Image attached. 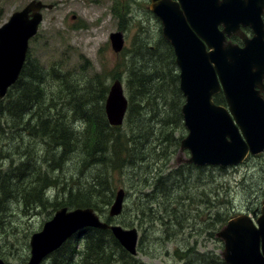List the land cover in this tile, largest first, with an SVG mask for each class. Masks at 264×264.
Instances as JSON below:
<instances>
[{"label": "rangeland", "instance_id": "1", "mask_svg": "<svg viewBox=\"0 0 264 264\" xmlns=\"http://www.w3.org/2000/svg\"><path fill=\"white\" fill-rule=\"evenodd\" d=\"M29 1L0 0V25ZM40 1L53 6L41 11L42 21L29 40L26 56L30 62L28 68L35 65L40 73L27 70L32 76L21 77L0 99V171L8 172L0 183L13 194L9 201H0V259L4 264H26L30 257V236L40 231L56 210L22 212L17 199L13 200L15 189L23 185V181L25 183L31 171L36 172L39 164L49 173L50 181L58 180V186L64 187L63 199L69 198V189L87 191L93 187V181L98 182L95 178L100 166L109 172L112 164H124L125 170L119 165L120 173L111 172L109 182L115 190L110 203L102 206L101 216L124 228H136L137 254L130 263L116 261L113 264H192L191 260L196 262L201 252L219 254L223 242L216 237V232L228 218L245 214L255 219L259 215L264 202V152L248 156L231 167L189 164L172 176L177 166L175 162H183L189 156L188 150L180 152L179 146H175L176 139L180 142L179 137L181 140L186 136L187 130L179 115L170 109L172 104L182 106L184 101L178 92V69L171 63L174 59L172 47L162 37L160 20L148 8L149 0ZM115 31L123 36V46L118 52L112 49L109 40V34ZM128 63L131 67L126 72ZM98 73L102 74L107 92L115 79L120 80L127 100L129 78L147 77L149 80L150 77L152 84L160 80L162 84L157 90H148L147 93L153 92L151 98L140 99L144 107H133L138 111L129 115L127 111L123 123L111 130L113 137L116 132L122 133L126 143H120L119 149L111 153L109 142L107 153L99 149L94 163L90 158L92 165L81 169L79 153L72 147L74 131L71 129L80 125L79 120L75 116L68 119V113L67 118L66 115L51 117L50 108L68 111V94L59 80L61 76L66 75L71 82H76L78 92H82L80 84L89 83ZM175 75L177 77H173ZM25 82L28 83V99L20 104L17 98L21 97V90H25ZM142 83L146 82L142 79ZM133 85H136L135 80ZM37 89L40 90L38 98L34 96ZM165 89L168 91L161 95L160 91ZM149 101L151 105L147 104ZM93 104L98 107L94 100L88 101L87 107ZM153 110L155 114L150 118ZM161 119L168 123L166 127ZM43 120L50 121L52 124L48 125L52 129H58L59 133H53L55 137L32 132L31 129L38 132ZM177 121L179 123L174 126ZM103 123L102 119L98 121L102 126ZM78 125L81 130L83 126L79 128ZM70 130L72 136L68 137ZM34 155L42 157L44 162L31 159L29 167H20L21 162ZM52 158L61 160L60 165L52 164ZM155 175L165 179L159 180ZM149 176L154 178L145 187L143 184ZM184 182L187 185L182 184ZM47 188L44 195L52 199L54 193L51 195V187ZM118 188L125 191L123 208L118 216L109 217L108 210ZM181 189L186 190L194 202L190 200L178 214L175 211L177 217H183H168L166 210L183 206L184 200L174 201L176 196L183 195ZM217 212L219 218L223 217L222 221L209 218V215L217 217ZM85 232L82 230L79 237ZM81 246L84 248L83 242L78 244ZM49 257L41 264H49L53 260Z\"/></svg>", "mask_w": 264, "mask_h": 264}, {"label": "water", "instance_id": "2", "mask_svg": "<svg viewBox=\"0 0 264 264\" xmlns=\"http://www.w3.org/2000/svg\"><path fill=\"white\" fill-rule=\"evenodd\" d=\"M44 7L51 5L31 0L0 25V98L18 78ZM149 9L160 20L162 36L173 47L179 69L184 95L181 113L187 129L179 151H189L184 161L224 167L264 151V0H149ZM240 25L248 26L252 35L248 37ZM231 34L243 46L227 40ZM110 41L118 52L122 33H110ZM219 92L226 106L213 101ZM126 108L127 100L116 80L104 104L108 122L121 124ZM123 195L122 189L116 192L109 215L121 212ZM86 227L109 229L127 252L136 253V228L107 223L91 207H61L30 236L26 264H40ZM216 236L223 242L220 255L226 264H264V204L255 221L247 215L230 218ZM0 264H4L2 259Z\"/></svg>", "mask_w": 264, "mask_h": 264}, {"label": "trees", "instance_id": "3", "mask_svg": "<svg viewBox=\"0 0 264 264\" xmlns=\"http://www.w3.org/2000/svg\"><path fill=\"white\" fill-rule=\"evenodd\" d=\"M30 63V62H29ZM26 60L24 62V65L21 69L20 77H27V76H32V73H27V70H32L39 72L40 71L36 68L35 65H33L32 69L28 68L29 65ZM171 63L175 64L174 59H171ZM130 63L126 65V72L130 70ZM131 72L133 73L132 69ZM177 77V75L173 76ZM143 82L146 83H142ZM131 79L129 78L126 83V88L128 90L129 94V99H128V105H127V111L128 114L130 112H137V107L140 105L144 107V105H141L140 99L143 97H150L153 92L147 93L149 89L151 90H157L158 87L162 84L161 80L158 81L156 84H152V79L149 80L147 77H142ZM61 81V84L65 87L66 93L68 94L67 97V109L68 111L66 112L65 109H53L50 108V111L53 112L51 117H64L66 115L67 118V113H68V119H72L71 117L77 118L79 120V124L83 126L81 130H78L77 125L72 126V131H74V136H72L71 130L70 133H67V136L70 137L72 136V142H73V148L77 150L79 153V162L81 164V169H84L85 167H89L92 164H89V160H93V163L95 161V155L96 152H100L99 149H103L104 153L108 152V144H110V149L111 153L116 152L117 149H119L120 143H126L127 139L123 137L122 133L116 132L114 137L112 135V129L116 130L117 126H110L108 125L106 118H105V113H104V107H103V101L106 96L107 92V86L103 81L102 74L98 73L95 74L92 78V80L89 83H83L80 84L83 86L82 92H78L77 88V83L76 82H71V79L68 78L66 75H63L59 78ZM134 80L136 81V85L134 84ZM73 81V80H72ZM26 83V82H25ZM161 83V84H160ZM28 83H26V88L25 90H21V97L20 98H15L20 104L24 100L28 99L27 96V91H28ZM79 84V82H78ZM160 84V85H159ZM25 85V84H24ZM23 85V87H24ZM136 86L137 88H133ZM13 88V87H12ZM20 89V88H19ZM16 93L18 92V90ZM168 91L167 89L160 91L161 95L164 94V92ZM178 91V89H177ZM26 92V93H25ZM179 94L183 98L182 92L179 89ZM40 90L37 89L36 92H34L35 97H39ZM15 94V93H14ZM13 94V95H14ZM23 94V97H22ZM29 97L31 95L28 94ZM95 101L98 107H96L95 104L91 105V107H87L88 101ZM215 103H220L224 104V98L222 94H218L214 97ZM69 102V103H68ZM135 102V103H134ZM138 103V104H136ZM25 104V103H23ZM148 105H151V101L147 103ZM129 106V108H128ZM171 111H174L179 115V119H182V114H181V104H172L170 106ZM141 110V109H139ZM76 113L77 116L75 115ZM155 112L153 110V113L149 114V117L152 118L154 116ZM15 115V114H14ZM63 115V116H62ZM126 115V118L129 119V117ZM81 118V119H80ZM104 120L103 126L98 124L99 120ZM18 121V120H17ZM161 122L163 123V126L166 127L168 123H165L163 119H161ZM82 123V124H81ZM179 121H177L175 125H177ZM48 124H52L50 121L43 120L40 122L38 126V132L34 131L33 133H37L42 136H51L52 138L55 137L53 134L54 131L58 132L57 128L52 129L51 126ZM80 125L78 127L80 128ZM90 128V129H89ZM69 130V129H68ZM87 130V132H86ZM90 130V134L89 131ZM55 132V133H56ZM59 133V132H58ZM66 135V134H65ZM64 135V136H65ZM138 136V134L136 135ZM131 137H132V132H131ZM179 137V141H180ZM70 139V138H69ZM178 138L176 139L175 146H179V142H177ZM38 160L42 159V157L34 155V157H29L27 158L26 161L21 162L20 167L26 169L29 167V162L30 160ZM52 164H55L57 166L60 165L61 160H57L55 158H52ZM44 162V160H43ZM91 162V161H90ZM184 164V163H183ZM183 164H176L177 166L175 167V172L173 174H177L179 169L182 166L189 167V164L183 165ZM83 165V166H82ZM87 165V166H86ZM119 165L122 167L123 170H125V166L122 163H119ZM119 165H114L112 164L111 167L108 169H104V167L100 166V170L97 173V176L95 179H98V182L95 183L93 181V187L90 186V188H87V191H82L81 188H77L74 191L68 190L69 198L63 199L62 196L64 195V187H59L58 186V180H49V173L45 171L44 168L40 166V164L36 168V172L29 173V177L25 179V183L23 181V185L20 187H17L15 190H17V193L14 195L15 199L18 201L20 204V209L22 212H27L28 210H31L33 212H39L41 210H46L47 208H50L52 211L55 209L66 206L67 208H75V207H91L95 211H97L100 215L102 212V206H106L110 203L111 198L113 197L115 186H111L110 184V176L111 172L116 170L117 173L118 170H120ZM127 169V168H126ZM132 171V170H131ZM25 173V172H24ZM54 173V170H53ZM129 173V172H127ZM8 172L2 173L0 171V179H3V177L7 176ZM130 175V174H129ZM128 175V176H129ZM170 175V174H168ZM159 180H164L165 177H160L158 175H155ZM184 176L180 177L183 178ZM154 176H149L148 179L146 180L145 184L143 186L148 185V181L153 179ZM21 183V182H20ZM182 184H185L182 183ZM187 185V184H185ZM49 189L51 187V195L54 193L52 199H47V194L46 196L44 195V191ZM141 189V188H140ZM139 189V190H140ZM105 190H108V193H105ZM48 191V190H47ZM181 192L183 195L176 196L174 201L177 203H180L181 201L184 200L183 206L181 208H176L173 207L171 208L170 211H165V214L170 217V216H176V218L183 217L182 215L177 217V214L179 213V210H183L186 205L190 204L189 201L194 202V198L184 189H181ZM12 191L7 189H4L3 186L0 183V201L1 202H7L9 201L10 197H13ZM60 197V198H59ZM203 200V199H201ZM0 202V203H1ZM99 202L101 204H99ZM37 208V210H35ZM175 211L177 214H175ZM217 217L214 215H209V218H214L217 220L222 221L223 217L219 218L218 212L216 213ZM109 219V218H107ZM164 219V218H163ZM124 226H129V224H124ZM86 232L82 234L81 237H79L78 232L74 233L72 236H70L68 239H66L58 248H56L54 251H52L49 255L50 257L53 258V260L49 261V264H113L116 261H122V262H128L130 263L135 259V256L130 255L115 239V237L111 234V232L108 229H98V228H85L84 229ZM81 239H79V238ZM85 238V239H84ZM84 243V248L78 247V244ZM111 246V247H110ZM78 247V248H77ZM56 254H59L56 257ZM119 254V255H118ZM49 257V258H50ZM48 259V258H47ZM192 264H225L223 260L221 259L219 254H214L212 252H201L199 254V259L197 258L196 262L191 260ZM191 264V263H190Z\"/></svg>", "mask_w": 264, "mask_h": 264}, {"label": "flooded vegetation", "instance_id": "4", "mask_svg": "<svg viewBox=\"0 0 264 264\" xmlns=\"http://www.w3.org/2000/svg\"><path fill=\"white\" fill-rule=\"evenodd\" d=\"M262 18H263V21H264V13L262 14ZM219 28H221V26H219ZM240 29L248 36L250 37L252 35V32L250 30V28L248 26H243V25H240ZM227 40H230L232 43H236L238 44L239 46H243V41L237 36V35H234V34H231L230 36L226 37ZM218 94H221L218 93ZM216 94V95H218ZM262 94V97L264 99V93H261ZM4 98V97H3ZM2 99V98H0ZM215 101V100H214Z\"/></svg>", "mask_w": 264, "mask_h": 264}]
</instances>
